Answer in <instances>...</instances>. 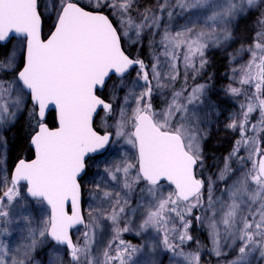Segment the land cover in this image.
<instances>
[{
  "label": "snow or ice",
  "instance_id": "obj_1",
  "mask_svg": "<svg viewBox=\"0 0 264 264\" xmlns=\"http://www.w3.org/2000/svg\"><path fill=\"white\" fill-rule=\"evenodd\" d=\"M257 10L213 94L211 50ZM0 50V170L23 115L34 152L0 176V264H264V0H0Z\"/></svg>",
  "mask_w": 264,
  "mask_h": 264
},
{
  "label": "rangeland",
  "instance_id": "obj_2",
  "mask_svg": "<svg viewBox=\"0 0 264 264\" xmlns=\"http://www.w3.org/2000/svg\"><path fill=\"white\" fill-rule=\"evenodd\" d=\"M141 7H152L154 8L156 5V0H140ZM260 18V13L259 11H253L250 12L249 14L246 15L243 19L239 21V26L237 29V35L241 37V40L232 46L228 47L227 49L220 48V49H214L211 50L209 54V65L205 69L206 72V77L211 76L212 80L211 83L213 85L214 93L219 92L221 87L223 86L224 83L227 82L228 74H229V53H234L235 49L240 46V43L245 41V40H250L252 36L255 33V30L257 28V20ZM246 21L249 26L248 28L242 29L241 25L242 23ZM247 24V25H248ZM46 26L48 30L50 29V24L46 22ZM2 53V54H1ZM0 53V58H3L4 52ZM144 53L145 56L147 55V47L144 48ZM246 58V54H245ZM199 79V78H198ZM200 82H204L203 80H200ZM191 83V81H189ZM221 98L225 99L221 93ZM225 109H231L232 111H236L237 109L233 104L230 102L226 105H224ZM22 117V116H21ZM20 117V118H21ZM19 118V119H20ZM214 121V126H212L208 132V137L204 143L205 147V153H206V164L211 165L214 162V159L216 161H219V158L221 156L227 155L228 151L231 150L233 140L236 137V135L231 132L228 129H225L223 127L224 124V116L221 115L220 118L217 120L215 117H213ZM10 130V129H9ZM6 130L4 132V137L6 144L3 145L2 151L4 152V157H5V163H4V169L0 170V176L10 174V165H9V160H10V146L7 143L6 140V133L9 131ZM131 155V153H129ZM207 174V173H206ZM23 191V190H22ZM26 195V194H25ZM136 197L133 196L132 203H135ZM87 205V198H85V207ZM40 214H43L45 209L41 208L38 209ZM83 232V228L79 227L76 228L73 233H74V239L79 238V234ZM202 233L205 234L206 240H207V248L210 247V242L208 240L207 234L202 231ZM106 238V237H105ZM124 238L126 240L131 241L134 244H138L140 242L139 238L133 235L132 233H127L125 234ZM46 248L38 250V253L36 255V259L40 261H46L47 257L45 255L46 253ZM162 259L164 261V264H168V256L169 254L167 253H161ZM207 260L210 262V264H216V259L213 256L207 255Z\"/></svg>",
  "mask_w": 264,
  "mask_h": 264
},
{
  "label": "trees",
  "instance_id": "obj_3",
  "mask_svg": "<svg viewBox=\"0 0 264 264\" xmlns=\"http://www.w3.org/2000/svg\"><path fill=\"white\" fill-rule=\"evenodd\" d=\"M244 21L241 25L242 29L248 28L249 24ZM47 28V26H46ZM46 30V29H45ZM5 50H0L4 52ZM2 54V53H1ZM48 122L50 126L55 124L54 115H49ZM31 127L29 123V117L23 115L18 122L10 128L6 133V140L10 146V168H13L14 164L21 158H31L33 156V150L30 147L29 137L31 135ZM195 235L199 238L201 243L207 249L206 236L202 231H197Z\"/></svg>",
  "mask_w": 264,
  "mask_h": 264
},
{
  "label": "flooded vegetation",
  "instance_id": "obj_4",
  "mask_svg": "<svg viewBox=\"0 0 264 264\" xmlns=\"http://www.w3.org/2000/svg\"><path fill=\"white\" fill-rule=\"evenodd\" d=\"M45 29H46L45 31H46V33H47V32H48V28L45 27ZM32 157H33V156H32ZM32 157H31V158H32ZM12 170H13V168L10 169V171H12ZM10 173H11V172H10Z\"/></svg>",
  "mask_w": 264,
  "mask_h": 264
},
{
  "label": "water",
  "instance_id": "obj_5",
  "mask_svg": "<svg viewBox=\"0 0 264 264\" xmlns=\"http://www.w3.org/2000/svg\"><path fill=\"white\" fill-rule=\"evenodd\" d=\"M32 149V148H31ZM33 150V149H32ZM34 153V152H33ZM33 158H34V154H33ZM79 227H81V226H78L77 228H79ZM76 229V228H75ZM75 229H73V230H75Z\"/></svg>",
  "mask_w": 264,
  "mask_h": 264
}]
</instances>
